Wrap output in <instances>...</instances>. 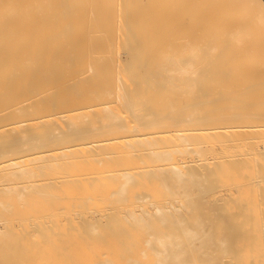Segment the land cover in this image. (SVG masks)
I'll return each instance as SVG.
<instances>
[{
  "label": "bare ground",
  "instance_id": "obj_1",
  "mask_svg": "<svg viewBox=\"0 0 264 264\" xmlns=\"http://www.w3.org/2000/svg\"><path fill=\"white\" fill-rule=\"evenodd\" d=\"M263 206L264 0H0V264H226Z\"/></svg>",
  "mask_w": 264,
  "mask_h": 264
},
{
  "label": "rangeland",
  "instance_id": "obj_2",
  "mask_svg": "<svg viewBox=\"0 0 264 264\" xmlns=\"http://www.w3.org/2000/svg\"><path fill=\"white\" fill-rule=\"evenodd\" d=\"M240 172V171H238ZM232 188V186H229ZM225 188V187H224ZM234 196V193H233ZM258 206V205H257ZM257 212L256 218H258L259 226L257 223H255L256 230H255V237L254 238H249L250 237V230L247 231V227L249 224V219L255 220L254 216H251V210L248 208L247 212H249V216L246 215L245 219L242 223V226L245 227V231L243 232V239L241 241V247L238 249L239 253L235 254V257H228L226 256V259L228 260L226 264H233V261L236 259H239L240 261H243L245 264H264V206L263 207H258L255 208L253 207L252 211ZM260 211V214H259ZM256 221V220H255ZM263 228V229H262ZM261 229V231H260ZM256 242V243H253ZM263 245V247H261Z\"/></svg>",
  "mask_w": 264,
  "mask_h": 264
}]
</instances>
